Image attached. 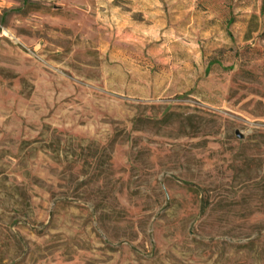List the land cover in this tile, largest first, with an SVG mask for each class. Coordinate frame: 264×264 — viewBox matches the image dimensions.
<instances>
[{"label":"rangeland","instance_id":"1","mask_svg":"<svg viewBox=\"0 0 264 264\" xmlns=\"http://www.w3.org/2000/svg\"><path fill=\"white\" fill-rule=\"evenodd\" d=\"M0 264H264V0H0Z\"/></svg>","mask_w":264,"mask_h":264}]
</instances>
